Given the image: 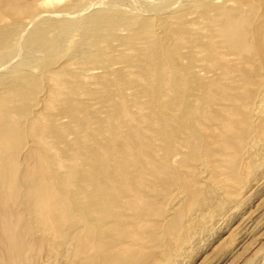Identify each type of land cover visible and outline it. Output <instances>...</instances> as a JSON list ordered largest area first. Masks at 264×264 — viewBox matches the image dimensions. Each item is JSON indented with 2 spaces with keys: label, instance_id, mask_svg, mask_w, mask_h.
Segmentation results:
<instances>
[{
  "label": "rangeland",
  "instance_id": "1",
  "mask_svg": "<svg viewBox=\"0 0 264 264\" xmlns=\"http://www.w3.org/2000/svg\"><path fill=\"white\" fill-rule=\"evenodd\" d=\"M137 1L33 0L26 13L0 15V33L10 31L0 44V107L8 108L10 96L17 101L2 118L10 124L27 118L39 123L51 115L55 127L72 130L61 136L44 134L60 137L59 149L74 140L77 130L67 115L68 100L93 116L92 129L101 120L102 136L119 146L108 151L114 169H120L125 158L120 171L128 168L135 174L127 183L130 190L128 185L118 189L125 227L123 237L117 236L119 245L107 250L108 264H264V56L250 46L243 49L244 55L220 58L227 50L220 28L211 23L216 14L227 12L245 25L251 40L257 28L264 36V0H193L189 13L168 20L169 36L176 34L170 41L159 21L179 10L185 0ZM95 17L113 20L112 26L90 23ZM171 44L175 52L170 56ZM259 51L264 53V46ZM189 66L194 81L178 85L181 70ZM198 81L210 89L203 90ZM23 84L12 95L11 85ZM24 105L25 118L15 112ZM111 106L120 109L113 121L108 120ZM186 107L192 122L183 116ZM108 125L119 128L116 134L106 129ZM172 126L179 130L177 137L170 136ZM129 135L139 142H130L135 147L129 143V150L142 155L141 142L151 146L144 151V173L136 167L138 155L121 152ZM229 136L232 140H227ZM32 143L30 137L20 138L21 166ZM130 159L135 168L128 165ZM79 164L72 166L77 169ZM50 212L46 215H66V205ZM73 219H58L71 229L66 242L56 241L49 252L47 243L41 249L32 245L26 263L87 264L86 255L73 254V239L84 225ZM44 232L47 240L54 238L51 230ZM100 234L105 235V229ZM169 245L176 247L172 258L166 257Z\"/></svg>",
  "mask_w": 264,
  "mask_h": 264
},
{
  "label": "bare ground",
  "instance_id": "2",
  "mask_svg": "<svg viewBox=\"0 0 264 264\" xmlns=\"http://www.w3.org/2000/svg\"><path fill=\"white\" fill-rule=\"evenodd\" d=\"M32 2L33 0H14V1L0 0V15L17 17L22 13L28 12L29 6L30 4H32ZM192 4H193V0H185L179 10H177L176 12H171L169 16L167 17L165 16V18L162 21H159L160 22L159 28L165 33L164 35L166 36V38L169 39V41H170V36L172 35L173 37V35L176 36V34L171 33V35L169 36L170 27H168L169 24L168 20L170 19V17L176 20L182 17L184 14L189 13V11L193 8ZM94 19H92L91 20L92 22L90 23H94L97 25V24H103L105 22L106 24H110V27L112 26L111 24L113 20H109V18L95 17ZM211 23L216 24L220 28L219 36L221 37L222 40L221 43H223L222 44L223 48L227 50V54H221L220 58H224L227 55H238V56L244 55L245 52L243 54V49L244 50L248 49V47L250 46L256 48L258 50V53L261 54V57L264 56V53L259 51V49H261L264 46V36L261 35L259 28L255 30L254 35L252 37L253 40H251L248 37V33H247L248 31H246L245 25L238 23L236 17L235 16L232 17L231 14L227 12L220 13L219 15L216 14V17H214L211 20ZM260 23H262V21ZM93 26L94 25H91V27ZM9 34H10L9 29L4 30L0 33V44H3L5 42ZM163 43L166 42L164 41ZM172 46L173 44H171L170 47ZM173 49L174 48L172 47V49H169L168 51L170 56L175 50ZM153 55L158 56V52L154 51ZM248 59H240V61L244 60L245 62L248 61ZM194 79L195 77L190 71V66H189L181 70L180 78L178 79L177 83L178 85L185 87V85H188V82L194 81ZM198 82L200 84V87L203 88V90L210 89L211 85L209 86L207 84L201 83L200 81ZM15 86L16 85H11L10 91L12 95H14L19 89L23 88L24 84L19 85L18 88H16ZM188 92H189L188 94H190V89ZM6 101L8 103L7 104L8 108L0 107V264H27L26 260H28L29 262L28 259L29 256H27V254L29 253L28 250L32 247V245L33 246L35 245L34 247L36 248L37 245L39 244L38 248L41 249L42 248L41 245L43 244L42 246H45L44 243L45 244L47 243L48 246H45V248L47 247L45 249L47 250V252L55 250V247L57 246L56 241L58 242L59 245H62V243L66 242L67 237L72 235L71 229H69L68 227L65 228L64 226H61L60 221L65 220V218L67 222H71V220L75 218L82 221L84 224L82 229H80L79 232L76 234L77 235L76 239H73V246H72L73 254L76 256L86 255L85 258H87L88 260L87 264L110 263L111 255L107 252V250H109L114 246L119 245V241L117 240V238L123 237L124 234L123 226L125 224V220L122 218V216L119 215V212L124 207L120 204V197L122 196L120 193V190L122 188L121 186L128 185L127 183L131 181L129 179H131L135 175L132 174L131 172L132 170L128 172L129 170L128 168H127V172L125 173H122L125 170H123L122 172L120 171L123 169L121 167L122 164L125 163V162L123 163V161H125V158L123 161L120 160L122 163L119 162L121 164L120 169H116L117 171L121 172L120 174H118L114 169L115 162L113 163L110 162L109 159L111 155L109 156L108 151L111 150L110 151L111 153L116 148H119V146L115 142L108 140L107 138H104L105 136L104 137L102 136V133L104 132V128L102 127L103 125H101L102 123L101 120H96L99 126L96 129H92L91 123H93L92 122L93 116L88 114L87 112H84L83 114L81 111L82 109L78 108L80 104L73 101L70 102L68 100L69 107H68L67 115L70 120L75 121L74 125L76 126L77 130L74 134V140L66 141L64 147L59 149L58 140L60 139V137L50 139V137L46 136V138H44L43 136L45 133L50 136H53L55 134L56 135L58 134L60 136L64 135V132L67 133L72 131L69 126L55 127L52 123V116L49 114H46L43 117V120L39 123L34 119L27 118L25 119L24 122L10 124L7 121H5L2 118V116H4L7 110L10 111L14 107L15 102L17 101H15V98L13 96H10V98ZM12 102L14 104H9ZM47 106L49 108L51 104L48 103ZM26 107L27 106L24 105L23 108H19V109L17 108L15 112L16 113L19 112L18 114H20L23 117L26 114L25 111ZM118 109L119 108L115 106H111L110 108L111 113H109L110 116L108 118L109 121H113V119L117 118L116 112H118ZM189 109H190L189 107L185 108L186 112L183 116L185 120L192 122L193 117L191 116V114H189ZM121 110L124 111L125 107L124 106L121 107ZM173 118L175 117L173 116ZM171 128H170L171 130H169L170 136L177 137V135L179 134V130H177L176 126H172ZM106 129L115 133V131H117L119 128L111 127V125L110 126L108 125ZM189 129L187 130L189 131ZM191 129L193 130V128ZM22 136L30 137L31 139H33V143H32L33 146L24 155L25 158L22 156L24 158L23 159L24 163H22L24 164V166L20 165L22 161L20 162L19 159L20 153L17 152L18 149L17 147L19 146L20 138ZM100 136L102 137L100 138ZM129 136L130 137L126 136L124 138V141L120 145V148L122 149L121 152L123 153L128 151L132 147H135L134 145L137 144L138 142V138L131 137L132 135ZM230 137L231 136H229V138ZM226 138L227 140H232L231 138L230 139L228 137ZM46 140H48L50 144L49 148L46 147V143H47ZM132 141L136 142L134 143L133 146L130 143ZM141 141L145 142V139ZM146 143L149 144V142L147 141L145 143L141 142L143 153L140 154L142 155H139L137 151L135 152L134 148L132 151L131 150H129L130 152L128 151L130 155H134L136 157L137 155L139 156L136 158V164L139 166L136 167L139 169L138 171L142 173L145 172V168L143 167V165H145L143 160V156L145 154L144 151L150 149L151 147L149 144V148H146L147 145ZM228 143L230 142L225 143V145L226 144L228 145ZM128 146L129 147L132 146V147L128 148ZM125 155L126 154H124V156ZM128 155H126L127 156L126 159H129ZM134 156H132V158ZM121 159H123V157ZM133 159H130V164L128 165L132 167L134 166L133 168H135V165H131V160ZM78 162H80L79 167H77V169H74L72 164ZM125 167H127V165H125ZM129 185L126 190L131 189V188L129 189L130 187ZM126 187L127 186H125L124 188ZM62 203L66 205V215L62 212L60 213V215L56 217H54L55 215L54 216L48 215L49 212L51 211L50 213H52V210H54L56 207L58 210V207H60ZM43 212L45 214H43ZM46 212L48 213L47 215ZM55 212L56 210L54 211V213ZM7 213L8 216L6 215ZM9 213L13 215L12 218H7V217H11L9 216ZM36 213H38V215L40 216L38 217L39 220H35L34 215ZM58 219H62V220L59 221ZM47 229L51 230V232L53 233L52 236H54V238L51 237L50 235V237L53 238L52 240L49 239L47 240L46 237L48 235H44L45 234L44 231H46L47 234L49 233V230L47 231ZM103 229H105V233H106L105 235L100 234L101 231H103ZM126 235L127 233H125V236ZM27 238L30 240V241L28 240L29 243L26 240V243L28 244H26L24 241V239ZM171 246L170 245L169 247L167 246L169 250V252L166 254L167 258L171 256L172 257L175 256V255L173 256V254L171 255V252H173L174 250L173 248L175 247V245L172 249L170 248ZM32 248L31 250H34ZM39 250L36 251L40 252L41 250L40 251ZM30 253H32V251ZM26 256L28 257L27 259ZM133 262L134 261L132 260V263Z\"/></svg>",
  "mask_w": 264,
  "mask_h": 264
}]
</instances>
